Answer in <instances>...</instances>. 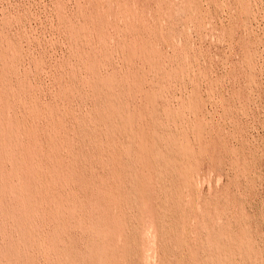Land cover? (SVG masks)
Masks as SVG:
<instances>
[{
    "label": "rangeland",
    "instance_id": "rangeland-1",
    "mask_svg": "<svg viewBox=\"0 0 264 264\" xmlns=\"http://www.w3.org/2000/svg\"><path fill=\"white\" fill-rule=\"evenodd\" d=\"M0 103V196L37 173L63 247L264 264V0H0Z\"/></svg>",
    "mask_w": 264,
    "mask_h": 264
},
{
    "label": "bare ground",
    "instance_id": "bare-ground-1",
    "mask_svg": "<svg viewBox=\"0 0 264 264\" xmlns=\"http://www.w3.org/2000/svg\"><path fill=\"white\" fill-rule=\"evenodd\" d=\"M129 46V45H128ZM130 47V46H129ZM125 48V47H124ZM27 53V52H26ZM123 55V54H122ZM155 56V55H154ZM156 57V56H155ZM151 61V60H150ZM84 62V61H83ZM151 63V62H150ZM149 63V64H150ZM94 67V66H93ZM125 70V69H124ZM93 71V70H92ZM145 75V74H144ZM147 76V75H146ZM102 79V78H101ZM109 79V78H108ZM5 80V79H4ZM117 80V79H116ZM120 80V79H119ZM2 81V80H1ZM6 81V80H5ZM5 81H4V83H5ZM91 82V81H90ZM112 85H113V83H112ZM78 86H79V84H78ZM77 86V87H78ZM99 87H100V85H99ZM124 87V86H123ZM117 90V89H116ZM75 92V91H74ZM142 92V91H141ZM101 92H99V94H100ZM21 94V93H20ZM110 94V93H109ZM116 94V93H115ZM34 95V94H33ZM106 95V94H105ZM25 96V95H24ZM76 97V96H75ZM81 97V96H80ZM67 98V97H66ZM77 98V97H76ZM75 98V99H76ZM126 98V97H125ZM75 99L74 100H72V101H75ZM103 99V98H102ZM3 100H4V98H3ZM27 100V99H26ZM99 100V99H98ZM151 101H152V99H150ZM83 101V100H82ZM100 102V101H99ZM18 103V102H17ZM95 103H97V102H95ZM115 103V102H114ZM144 103V102H143ZM1 104V103H0ZM80 104V103H79ZM84 104V103H83ZM121 104V103H120ZM17 105H19V104H17ZM92 105V104H91ZM96 105V104H95ZM115 105H116V103H115ZM85 106H86V104H85ZM107 107H109V106H107ZM91 108V107H90ZM89 109V108H88ZM104 109H105V107H104ZM81 109H79V111H80ZM100 110V109H99ZM125 110H127V109H125ZM108 111V110H107ZM110 111V110H109ZM169 111V110H168ZM94 112V111H93ZM92 112V113H93ZM98 112V111H97ZM91 113V112H90ZM109 113V112H108ZM121 113V112H120ZM111 114V113H110ZM167 114H168V112H167ZM45 115V114H44ZM96 115V114H95ZM173 115V114H172ZM12 116V115H11ZM97 117V116H96ZM100 118V117H99ZM86 120V119H85ZM90 120V119H89ZM97 120V119H96ZM117 120H118V118H117ZM7 121V120H6ZM39 121V120H38ZM103 121V120H102ZM108 121V120H107ZM98 122V121H97ZM96 122V123H97ZM109 123H110V121H108ZM118 122V121H117ZM87 123V122H86ZM122 123H123V121H122ZM6 124V123H5ZM196 124V123H195ZM9 125V124H8ZM82 125V124H81ZM98 125V124H97ZM101 125V124H100ZM115 125V124H114ZM120 125V124H119ZM198 125V124H197ZM4 126H6V125H4ZM85 126V125H84ZM88 126V125H87ZM22 127V126H21ZM91 127H93V126H91ZM91 127H90V125H89V127L88 128H90L91 129ZM108 127H110V126H108ZM113 126H111V128H112ZM6 128H7V126H6ZM80 128V127H79ZM81 128H82V126H81ZM5 129V128H4ZM34 129V128H33ZM94 130H96V128H93ZM75 130V129H74ZM86 130V132H89V131H87V129H85ZM85 130H82V131H85ZM101 130H102V128H101ZM109 130V129H108ZM107 130V131H108ZM98 131V130H97ZM106 131V132H107ZM144 131V130H143ZM179 131V130H178ZM181 131V130H180ZM77 132V131H76ZM93 132V131H92ZM110 132V131H109ZM117 132H118V130H117ZM90 133V132H89ZM94 133V132H93ZM92 133V134H93ZM116 133V132H115ZM115 133L113 134L114 136H115ZM199 133V132H198ZM27 134L28 135H30V136H34V132L33 131H27ZM88 134V133H87ZM95 134H96V132H95ZM94 134V136H96ZM97 134H99V132L97 133ZM106 134V133H105ZM111 134V133H110ZM171 134V133H170ZM16 135V134H15ZM99 135H101V134H99ZM103 135V134H102ZM101 135V136H102ZM130 135V134H129ZM57 136V135H56ZM91 136V135H90ZM94 136H92V137H94ZM107 136V135H106ZM112 136V135H111ZM199 135H197V137H198ZM18 137V136H17ZM55 137V136H54ZM84 137V136H83ZM98 137V136H97ZM107 137H109L110 138V135H108ZM29 138V137H28ZM27 138V139H28ZM81 138V137H80ZM115 138V137H114ZM119 138V137H118ZM26 139V138H25ZM69 139V138H68ZM74 139V138H73ZM89 139V138H88ZM90 139L91 140H93L91 137H90ZM95 139V138H94ZM107 139V138H106ZM116 139V138H115ZM33 140V139H32ZM121 140V139H120ZM182 140V139H181ZM75 141H77V139L75 140ZM81 141V140H80ZM85 141V140H84ZM87 141V140H86ZM104 141V140H103ZM71 142V141H70ZM90 142V141H89ZM88 142V143H89ZM93 142V141H92ZM94 142H96V141H94ZM31 143V142H30ZM85 143V142H84ZM105 143V142H104ZM103 143V144H104ZM117 143H119V142H117ZM128 143V142H127ZM72 144V143H71ZM98 144V143H97ZM202 144V143H201ZM80 145V144H79ZM78 145V146H79ZM100 143H99V147H100ZM130 145V144H129ZM128 145V146H129ZM3 146H5V145H3ZM7 146V145H6ZM83 146H85V145H83ZM87 146V145H86ZM95 146H96V144H95ZM123 146V145H122ZM2 147V146H1ZM69 147V146H68ZM99 147H97V150H98V148ZM101 147H102V145H101ZM100 147V149H102ZM113 147H115V146H113ZM112 147V148H113ZM126 147V146H125ZM203 147H204V145H203ZM63 148V147H62ZM70 148V147H69ZM15 149V148H14ZM78 149V148H77ZM113 149H115L116 150V148H113ZM68 150H70V149H68ZM79 150V149H78ZM88 150V149H87ZM87 150L85 149V151L87 152ZM105 150V149H104ZM122 150V149H121ZM174 150V149H173ZM196 150V149H195ZM205 150V149H204ZM102 151V150H101ZM100 151V152H101ZM126 151V150H125ZM124 151V152H125ZM176 151V150H175ZM70 152H72V151H70ZM99 152V153H100ZM6 154V153H5ZM103 154H105L104 152H103ZM120 154V153H119ZM144 154V153H143ZM203 154V153H202ZM205 154V153H204ZM121 155V154H120ZM149 155V154H148ZM200 155H201V153H200ZM88 156V155H87ZM98 156V155H97ZM107 156V155H106ZM109 156V155H108ZM107 156V157H108ZM112 156V155H111ZM176 156V155H175ZM202 156V155H201ZM81 157V156H80ZM102 157V156H101ZM100 157V158H101ZM129 157V156H128ZM146 157H148V156H146ZM91 158H93V157H91ZM100 158H97V159H100ZM150 158V157H149ZM57 159V158H56ZM110 159V158H109ZM112 159V158H111ZM125 159V158H124ZM74 160V159H73ZM76 160V159H75ZM96 159H94V161H95ZM104 160V159H103ZM126 160H128V159H126ZM131 160V159H130ZM138 160V159H137ZM149 160V159H148ZM88 161V160H87ZM90 161H91V159H90ZM93 161V162H94ZM12 163H13V161H11ZM92 161H91V164L93 163ZM97 162V161H96ZM99 162V161H98ZM108 162V161H107ZM157 162V161H156ZM162 162V161H161ZM33 164V163H32ZM103 164V163H102ZM101 164V165H102ZM105 164V163H104ZM141 164V163H140ZM149 164V163H148ZM158 164H159V162H158ZM19 165V164H18ZM27 165V164H26ZM83 165V164H82ZM112 165H115L114 163L112 164ZM87 166V165H86ZM104 166V165H103ZM122 166V165H121ZM153 166V165H152ZM155 166V165H154ZM26 167V166H25ZM78 167V166H77ZM88 167V166H87ZM94 167V166H93ZM69 168V167H68ZM116 168V167H115ZM142 168V167H141ZM144 168V167H143ZM155 168V167H154ZM25 169H27V168H25ZM29 169V168H28ZM134 168H132V170H133ZM139 169V168H138ZM150 169V168H149ZM84 170V169H83ZM116 170V169H115ZM115 170L113 171V172H115ZM28 171V170H27ZM58 171V170H57ZM71 171H72V169H71ZM100 171V170H99ZM129 171V170H128ZM2 172V171H1ZM26 172V171H25ZM25 172H22L21 173V171L20 170H16V172H14L13 171V169L10 171V173H9V176L10 177H12L13 176V174L15 173L16 175H18L19 176V178L18 179H20V180H22V185L20 186V187H18V190H17V192L16 193H10L11 195V198H10V201H7V198H6V193L5 194H3L2 196L3 197H1L0 196V211H1V213H3L4 214V217H5V219L7 220V219H11L12 220V222H13V224H14V226H15V228H14V232L16 233V234H19V232H20V235L19 236H16L15 235V233H13V232H10V233H8L7 234V236H6V241L4 240V238H3V240L5 241L4 242V244H2V245H4V247H2L1 249H2V251L0 252V264H111L110 262H109V260H105V259H103L102 258V256H103V252H101V251H99L98 250V253H100L99 255H97V256H92V255H89V254H83V253H78V254H76V252H72L71 250H69V247H68V249L65 247V245H64V247H63V245H62V243H64L63 242V239H62V234L64 233V230H66L67 231V228L66 227H64V226H59L56 230L55 229H53L52 231V233L51 232H43L42 230H41V226H40V224L38 223L39 222V220H38V222H37V224H36V220L37 219H63V220H65V216H64V213H63V210H65L66 209V204L64 203H62L61 204V201L59 200V199H57L56 197L54 198V197H47V194H48V190H47V194L45 193V191H46V188H49L47 185V187H45V184H44V182L42 181V179L40 178V176L37 174V173H35L34 171V173L36 174L35 176H36V178H37V180L35 179V181H34V183L32 182V184H31V186H28L27 185V183H24V181H25ZM86 172V171H85ZM91 172V171H90ZM112 172V173H113ZM153 172V171H152ZM27 173V172H26ZM84 173V172H83ZM82 173V174H83ZM116 173V172H115ZM114 173V174H115ZM139 173V172H138ZM80 174V173H79ZM91 174V173H90ZM117 174V173H116ZM157 174V173H156ZM173 175V174H172ZM28 176V175H27ZM98 176V175H97ZM108 176H109V178H111L110 177V175L108 174ZM140 176H141V174H140ZM154 176V175H153ZM152 176V177H153ZM92 177V176H91ZM102 177V176H101ZM114 177V176H113ZM113 177H112V179H113ZM157 177H158V175H157ZM161 177V176H160ZM30 178V177H29ZM93 178H94V176H93ZM120 178H121V176H120ZM162 178V177H161ZM27 179V178H26ZM103 179V178H102ZM134 179V178H133ZM159 179V178H158ZM166 179H167V177H166ZM34 180V179H33ZM73 180V179H72ZM99 180H100V178H99ZM106 180H107V178H106ZM135 180V179H134ZM133 180V181H134ZM3 181V180H2ZM14 181V180H13ZM79 181V180H78ZM98 181V180H97ZM47 182V181H46ZM94 182V181H93ZM100 182V181H99ZM104 182V181H103ZM111 182V181H110ZM140 182V181H139ZM143 182V181H142ZM151 182V181H150ZM170 182V181H169ZM4 183V182H3ZM73 183V182H72ZM102 183V182H101ZM112 183V182H111ZM141 183V182H140ZM139 183V184H140ZM181 183V182H180ZM133 184V183H132ZM0 185H1V183H0ZM83 185V184H82ZM90 185V184H89ZM92 185V184H91ZM110 185H112V184H110ZM14 186V185H13ZM102 186V185H101ZM107 186H108V184H107ZM168 186V185H167ZM86 187H87V185H86ZM90 187V186H89ZM102 187H104V186H102ZM91 188V187H90ZM101 188V187H100ZM109 188V187H108ZM141 188V187H140ZM139 188V189H140ZM0 189H1V191L3 192L4 190L0 187ZM87 189V188H86ZM92 189H94V188H92ZM95 189H97V188H95ZM104 188H102V190H103ZM113 189V188H112ZM115 189V188H114ZM178 189V188H177ZM105 190V189H104ZM107 190V189H106ZM145 190V189H144ZM1 191H0V194H1ZM86 191V190H85ZM96 191V190H95ZM100 191V190H99ZM118 191V190H117ZM68 192V191H67ZM106 192V191H105ZM144 192V191H143ZM81 193V192H80ZM91 193V192H90ZM98 193V192H97ZM123 193V192H122ZM171 193V192H170ZM175 193H178L177 191L175 192ZM94 194V193H93ZM168 194V193H167ZM81 195H83V194H81ZM98 195V194H97ZM50 196V195H49ZM86 196V195H85ZM89 196V195H88ZM111 196V195H110ZM109 196V197H110ZM115 196V195H114ZM141 196H143V195H141ZM84 197V196H83ZM91 197V196H90ZM136 197V196H135ZM143 197H145V196H143ZM169 197H171V196H169ZM85 198V197H84ZM96 198V197H95ZM106 198H107V195H106ZM173 198V197H172ZM176 198V197H175ZM182 198V197H181ZM90 199V198H89ZM110 199V198H109ZM115 199V198H114ZM127 199V198H126ZM148 199V198H147ZM48 200H51V201H53L54 202V204H55V208H56V212H54V207H53V212H51L49 209H48V204H47V202H48ZM98 200V199H97ZM102 200V199H101ZM104 200V199H103ZM102 200V201H103ZM107 200V199H106ZM134 201V200H133ZM84 202H85V200H84ZM96 203V202H95ZM117 203V202H116ZM124 203V202H123ZM144 203V202H143ZM106 204V203H105ZM113 204V203H112ZM120 204V203H119ZM129 204V203H128ZM127 204V205H128ZM135 204V203H134ZM133 204V205H134ZM137 204H139L138 202H137ZM93 205V204H92ZM141 205V204H140ZM174 205H175V203H174ZM99 206V205H98ZM100 206H102V205H100ZM100 206H99V208H100ZM104 206V205H103ZM102 206V207H103ZM135 206V205H134ZM143 206V205H142ZM146 207V206H145ZM74 208V207H73ZM98 208V209H99ZM104 208V207H103ZM111 208V207H110ZM134 208V207H133ZM106 209H108V207L106 208ZM120 209V208H119ZM142 209V208H141ZM77 210V209H76ZM91 210V209H90ZM100 210H102V209H100ZM104 210V209H103ZM167 210V209H166ZM140 211V210H139ZM98 212V211H97ZM95 213V212H94ZM99 213H100V211H99ZM107 213V212H106ZM111 213V212H110ZM129 213V212H128ZM98 214V213H97ZM103 214V213H102ZM116 213H114L113 215H115ZM75 215V214H74ZM100 215V214H99ZM1 216V215H0ZM70 216V215H69ZM102 216V215H101ZM116 216V215H115ZM119 216H121V215H119ZM125 216V215H124ZM143 216V215H142ZM98 217H100V216H98ZM113 217V216H112ZM141 217V216H140ZM3 218V217H2ZM91 218V217H90ZM120 218V217H119ZM123 218V217H122ZM142 218V217H141ZM96 219V218H95ZM99 219V218H98ZM114 219H116V218H114ZM11 220H10V222H11ZM78 220V219H77ZM108 220V219H107ZM121 220V219H120ZM123 220H126V218L125 219H123ZM65 221H67V220H65ZM102 221H104V220H102ZM102 221H100L101 223H102ZM2 222V221H1ZM0 222V223H1ZM9 222V223H10ZM70 222V221H69ZM74 222V221H73ZM114 222V221H113ZM117 222V221H116ZM120 222V221H119ZM124 222V221H123ZM7 223V222H6ZM71 223V222H70ZM124 223H126V222H124ZM127 223H128V221H127ZM46 224V223H45ZM99 224V223H98ZM48 225V224H47ZM52 225V224H51ZM57 225V224H56ZM66 225H67V223H66ZM102 225H103V223H102ZM102 225H101V229H102ZM105 225V224H104ZM110 225V224H109ZM128 225V224H127ZM50 226V225H49ZM48 226V227H49ZM54 227H55V225H53ZM106 226V225H105ZM125 226V225H124ZM128 226H131V224L130 225H128ZM1 227V226H0ZM5 227V226H4ZM8 228V227H7ZM124 228V227H123ZM12 229V228H11ZM43 229V228H42ZM46 229V228H45ZM109 229V228H108ZM107 228H106V230H108ZM119 229V228H118ZM126 229V228H125ZM55 230V231H54ZM0 231H1V229H0ZM13 231V230H12ZM109 231V230H108ZM114 231V230H113ZM119 231V230H118ZM130 231V230H129ZM4 232H5V229H4ZM71 233H72V230L70 231ZM107 232V231H106ZM126 231H124V233H125ZM7 233V232H6ZM6 233H4V234H6ZM98 233H99V231H98ZM101 233H103L102 231H101ZM115 233V232H114ZM120 233H121V231H120ZM130 233H132V231L130 232ZM66 234H67V232H66ZM107 234V233H106ZM127 234H129V233H127ZM137 234V233H136ZM3 235V234H2ZM68 235V234H67ZM99 235V234H98ZM105 235V234H104ZM112 235V234H111ZM116 235V234H115ZM108 236V235H107ZM120 236V235H119ZM119 236H117V237H119ZM129 236V235H128ZM134 236V235H133ZM137 236V235H136ZM67 238V237H66ZM105 238H106V236H105ZM126 238V237H125ZM130 238H132V237H130ZM190 238V237H189ZM101 239V238H100ZM102 239H104V237L102 238ZM66 240V239H65ZM95 240V239H94ZM135 240V239H134ZM215 240H216V238H215ZM96 241V240H95ZM94 241V242H95ZM126 241V240H125ZM127 241H128V239H127ZM93 242V243H94ZM110 242H112V241H110ZM129 242V241H128ZM134 242H136V241H134ZM181 242V241H180ZM98 243V242H97ZM119 243V242H118ZM131 243V242H130ZM129 243V244H130ZM73 244V243H72ZM128 244V245H129ZM191 244H193V243H191ZM1 245V246H2ZM78 245V244H77ZM76 245V246H77ZM89 245V244H88ZM93 245V244H92ZM188 245H189V243H188ZM203 245V244H202ZM208 245H210V244H208ZM67 246H69V245H67ZM70 246H72V245H70ZM90 246V245H89ZM96 246V245H95ZM98 246H99V243H98ZM207 246V245H206ZM73 247V246H72ZM91 247V246H90ZM74 248H75V246H74ZM83 248V247H82ZM126 248V247H125ZM183 248H184V246H183ZM187 248V247H186ZM198 248V247H197ZM208 248H209V246H208ZM72 249V248H71ZM76 249V248H75ZM80 249V248H79ZM88 249H89V247H88ZM93 249H95V248H93ZM117 249V248H116ZM130 249V248H129ZM133 249V248H132ZM185 249V248H184ZM86 250V249H85ZM84 250V251H85ZM110 250V249H109ZM136 250V249H135ZM206 250V249H205ZM76 251V250H75ZM90 251V250H89ZM88 251V252H89ZM92 251V250H91ZM114 251V253H115V250H113ZM111 252H112V250H111ZM135 252V251H134ZM126 253V252H125ZM128 253H129V258H130V253H131V251L129 252L128 251ZM90 254H91V252H90ZM113 254V253H112ZM82 255V256H81ZM110 255V254H109ZM114 255V254H113ZM131 255H133V254H131ZM138 255V254H137ZM81 256V257H80ZM116 256V255H115ZM134 257H135V255H133ZM97 257H100L99 259L97 258ZM117 257H119V256H117ZM109 258V257H108ZM116 258V257H115ZM128 259V258H127ZM119 260H121L120 258H119ZM128 260H130V259H128ZM128 260H127V262H128ZM212 260V259H211ZM124 261V260H123ZM131 261V260H130ZM200 261V260H199ZM220 262V261H219ZM129 263V262H128ZM131 263V262H130ZM113 264V263H112ZM118 264H120V263H118ZM178 264V263H177ZM200 264V263H199ZM204 264V263H203ZM206 264V263H205ZM208 264V263H207Z\"/></svg>",
    "mask_w": 264,
    "mask_h": 264
}]
</instances>
